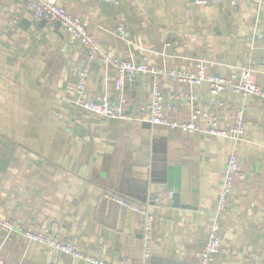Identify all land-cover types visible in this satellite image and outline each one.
Returning <instances> with one entry per match:
<instances>
[{
	"label": "crops",
	"instance_id": "1",
	"mask_svg": "<svg viewBox=\"0 0 264 264\" xmlns=\"http://www.w3.org/2000/svg\"><path fill=\"white\" fill-rule=\"evenodd\" d=\"M57 0L113 59L193 73L197 61L208 73L229 78L250 67L264 88V0ZM27 0H0V219L32 229L43 223L60 242L116 264H200L215 220L230 156L240 175L227 211L217 218L220 252L211 264H264V106L226 89L218 112L208 88L195 89L198 106L228 127L232 109L242 107L240 140L189 134L141 121L138 107L151 100L152 81L135 76L123 97L130 120L109 121L74 104L78 70L89 64V99L117 98V74L88 51L68 43L55 24H41ZM122 27L125 39L116 34ZM164 97L188 93L165 82ZM190 107L164 112L170 122L189 121ZM140 120V121H139ZM166 180L154 204L150 179ZM190 208L173 206L172 195ZM110 194L148 204L154 215L151 256L142 258L141 217ZM146 199V200H145ZM3 264H85L0 230Z\"/></svg>",
	"mask_w": 264,
	"mask_h": 264
},
{
	"label": "built area",
	"instance_id": "2",
	"mask_svg": "<svg viewBox=\"0 0 264 264\" xmlns=\"http://www.w3.org/2000/svg\"><path fill=\"white\" fill-rule=\"evenodd\" d=\"M98 1L108 5L116 2V0ZM182 1H191L198 6H206L209 3L208 0ZM26 5L34 20L44 21L49 25L59 23L60 29L68 35L69 44H77L85 48L88 51L90 62L98 61L104 69L113 70L117 74V80L114 85L117 98L111 101L108 94L104 93L101 97L91 100L86 95L90 66L86 64L78 70V82L75 86L73 102L93 116L116 122L130 120L128 112L131 107L122 94L125 83L131 81L135 76L148 77L152 81L151 100L139 106L138 113L144 116V118L140 119L141 121H145L153 127L179 129L189 134H203L219 139L239 141L244 132V112L242 107L233 108L231 111V124L228 127L222 126L220 118L209 114L196 104L197 95L195 89L202 85L207 86L210 103L218 112L226 106L225 101L221 98L226 89L233 95L242 98L252 97L264 106V88L256 84L254 71L250 67L242 68L231 77L225 78L209 74V65L203 61H197L196 70L193 73H188L175 69L166 71L133 60L113 59L102 51L96 40L89 35L85 21L66 13L57 6V0H27ZM116 34L123 39L126 37V31L122 27L116 29ZM165 82L186 84L191 88V91L181 95L164 97L160 86ZM182 103L190 107L189 121L183 123L170 122L163 117L164 112L176 111ZM239 175L240 167L237 160L235 156H230L218 196L215 220L210 227L209 238L203 247L200 264H211L220 252L221 228L217 218L226 213L232 195V184ZM171 195L172 193H168L169 197ZM104 197L116 202L125 209L137 213L141 217L142 258L143 260L149 259L153 245L154 215L148 204L130 202L110 194H105ZM0 230L5 236H20L29 243L55 251L72 261H79L85 264H116L87 255L70 242L58 241L50 229L40 221H37L32 229H28L17 222L0 219ZM0 264H3L1 259Z\"/></svg>",
	"mask_w": 264,
	"mask_h": 264
},
{
	"label": "water",
	"instance_id": "3",
	"mask_svg": "<svg viewBox=\"0 0 264 264\" xmlns=\"http://www.w3.org/2000/svg\"><path fill=\"white\" fill-rule=\"evenodd\" d=\"M44 23H45L44 21H41V24H44ZM54 27H55V29L59 28V23H55V26ZM148 184L154 186L153 191H151L148 194V201H149V203L150 204H154V202L158 199V197L161 194L167 192L168 186L166 184L165 178L164 179H161V180L150 179L148 181V183H147V186H148ZM172 201H173V206H175V207L181 206L184 209L190 208L189 206H185V205H182V203H180V197H179V194L178 193L172 194Z\"/></svg>",
	"mask_w": 264,
	"mask_h": 264
}]
</instances>
